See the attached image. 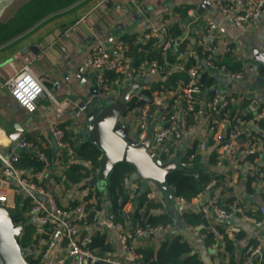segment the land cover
<instances>
[{"label": "built area", "instance_id": "1", "mask_svg": "<svg viewBox=\"0 0 264 264\" xmlns=\"http://www.w3.org/2000/svg\"><path fill=\"white\" fill-rule=\"evenodd\" d=\"M214 4L222 19L232 21L243 30L255 25L264 11V0H214ZM180 18L175 11L156 22H148L130 42L119 37L111 46L102 41L93 43L84 66L97 73V93L81 101L74 117L79 118L98 96H111L115 91L138 84L130 100L145 98L146 103L128 108L124 121L131 123L133 140L143 141L150 133L149 150L163 162L181 158L179 162L192 169L198 166V157L210 153L216 163L228 166L231 175L224 173L222 177L216 173L202 184V189L191 200L175 196L172 210L162 203L159 189L152 182H148L151 190L146 194V201L138 207L139 186L125 176L124 181L130 183L127 189L133 194L128 200L118 198L122 220L114 222V214L107 211L126 254L125 258H120L113 252L100 253L93 246L105 202L99 186L92 184L86 197L73 205H63L50 185L54 170H66L80 160L77 145L66 128L58 120L49 123L55 144L54 153L50 155L45 147L24 133L12 139L0 127V146L9 147L8 152L0 148V179L7 182V187H0V206H14L21 223L33 224L35 229L29 245L23 246L27 255L39 251L38 256L45 260L53 253L55 260L51 264H166L147 257L139 244L142 238L161 231L167 233L165 238L171 237L176 223L173 220L155 224L149 217L168 211L174 214V219H180L177 215L183 210H195L203 219L199 223H188V227L199 232L202 240L212 236L209 248L214 254V264H219L222 260L218 254L236 230L230 226L222 230L219 224L239 217L255 228L264 226V204H247L239 195L226 202L223 192L235 190L237 179L242 178L254 189L250 196L264 200V99L251 113L247 110L249 91H234L222 85L223 81H242L244 70L233 68L240 62L239 46L224 37L218 18H208L203 27L196 28L195 34L182 29ZM133 48L144 55L139 62L132 53ZM151 51L160 54L161 60L150 58ZM173 74L177 75L175 79L171 78ZM205 74L213 78L212 83L204 81ZM7 87L28 112L37 109L40 98L54 99L29 65H24L11 77ZM147 91L151 92L150 96L144 93ZM23 151L32 153L41 168L32 169L28 174L19 169L16 164ZM17 198L22 201L19 209ZM149 201H157L159 205L149 204ZM176 204H181L182 210H177ZM136 215L135 223L132 219ZM23 234L24 231L19 240ZM30 246L35 249L34 253ZM0 264H4L1 256ZM243 264H264L263 247L248 245L243 253Z\"/></svg>", "mask_w": 264, "mask_h": 264}, {"label": "crops", "instance_id": "2", "mask_svg": "<svg viewBox=\"0 0 264 264\" xmlns=\"http://www.w3.org/2000/svg\"><path fill=\"white\" fill-rule=\"evenodd\" d=\"M10 7L3 15L4 17L8 14L10 19L1 21L0 36H2L1 32H5L6 27L12 23L14 10L11 11L12 5ZM178 9L186 13L184 18L179 13L182 29L184 27L192 34H195L196 28L203 27L208 18L216 17L221 21V32L224 37L239 46L241 69L244 70L242 81H223L222 85L234 91H249L247 110L251 113L255 111L264 99V78L259 70V66L264 63V11L255 25L243 30L217 14L214 0H76L41 17L23 31L0 41V127L9 132V122L13 119L17 120L24 128L25 136L45 147L50 155H53L55 149L53 138L49 133V123L52 120H58L66 128L68 136L77 146L88 144L83 131L91 121L90 112H83L79 118H75L74 111L83 99L92 93H97V73L87 70L84 66V60L92 44L102 41L111 46L113 40L119 37L130 39L135 33L144 30L148 22H156L162 16ZM189 26H192V29L189 30ZM24 65L31 67L54 98L53 100L48 97L40 98L34 112L26 111L12 97L7 87L8 80ZM122 91V89L115 91L112 95L119 96ZM0 148L7 152L9 150L8 146H0ZM24 153L26 152H22V158ZM211 156L210 153H205L202 157H198L197 167L205 169L212 176L216 173L222 177L224 173L230 176L228 166L216 163ZM76 163H82L87 168L95 170H98L101 164L95 167L85 159H80ZM18 168L27 174L33 172L32 169L35 170L34 167ZM95 170L91 175L92 182L88 185L86 179H82L80 183L66 182L64 175L67 169L60 172L54 170L49 182L63 205H73L86 197L89 187L95 184ZM83 172L85 173V170ZM129 179L140 187L137 179H132L131 176ZM125 184L130 186V183L125 182ZM98 186L100 195L105 199L106 184ZM0 187H7V182L0 179ZM252 191H254L252 186L242 178H238L235 190L223 192L226 202L239 195L247 204H264L263 199L256 200L250 196ZM130 192L133 194L132 191ZM158 195L162 203L167 204L159 192ZM102 211L96 230L100 229L105 233L106 241L112 246L114 254L125 258L126 254L114 228V222L108 217L110 209L106 201ZM194 212L197 213L195 210ZM182 213L179 215L175 213L180 219H173L176 227L171 236H180L183 241H187L204 264H214V254L209 248L211 243L208 242V237L202 240L199 232L191 230L188 227L189 222L182 219ZM227 226L236 230L227 238L225 248L218 254L222 262L243 264V253L251 244L260 245L264 249V226L255 228L249 222L234 217L219 224L218 227L223 230ZM166 236L167 233L161 231L142 238L140 249L156 250ZM29 248L33 253L35 252L33 246ZM38 255L39 251L34 253V257ZM54 260L53 253L45 260L40 259L42 264H51Z\"/></svg>", "mask_w": 264, "mask_h": 264}, {"label": "trees", "instance_id": "3", "mask_svg": "<svg viewBox=\"0 0 264 264\" xmlns=\"http://www.w3.org/2000/svg\"><path fill=\"white\" fill-rule=\"evenodd\" d=\"M75 1L76 0H17L15 3L12 4L13 6L11 11L14 10L12 12L13 16L11 18L12 23L9 25V27H6L5 32H1L2 36H0V41L23 31L24 29L28 28L30 25H32L34 22H36L41 17L47 15L48 13L63 8ZM178 11L183 18L186 16L185 11L183 12L181 11V9H178ZM8 16V14H5L4 17L2 16L4 19L2 18L0 20V26L2 24L1 21L6 20V18L8 20L10 19V17ZM175 32L176 34H179L180 31L176 30ZM127 40L130 42L132 40V37ZM132 53L134 54L137 62L144 58V55L138 52L136 48H133ZM149 57L161 60L160 54L155 51H151ZM233 68L240 70L241 63L239 62L238 64L233 65ZM176 77L177 75L173 74L171 78L175 79ZM203 78L207 84L213 82V78L208 77L207 74H205ZM144 93H146L147 96H150L151 94L150 91ZM145 103V98H133L129 101L128 108H130L131 110L136 107H141ZM76 148L80 159L90 161L94 164L95 167L101 163L103 152L97 145L88 142V144L77 146ZM16 165L20 168H41V163L36 160L32 153L29 152L24 153L23 158H21ZM83 170H85V173L83 172ZM94 170V168H87L82 163H73L67 168V171L64 175L65 181L70 183H80L82 182V179H86V185H88V183L92 182V180L90 181V179ZM133 170L134 166L131 163L121 161L114 165L112 171L110 172L107 178V196L105 197V201L110 211L114 214V222L122 220L121 215L118 212V198L121 196L124 200H128L131 196V192L127 189V186L125 182H123V180L125 176L130 177ZM211 178L212 174L210 172H207L203 168L194 167L192 169L189 167H184L177 168L171 171L168 174L167 180L169 185L171 186V189H173L172 192L174 197L184 196L188 200H191L202 189V184L208 182ZM137 181L140 183V187L136 192V198L138 199L137 206L139 207L146 201V194L151 189L149 186H146V188L142 191L144 183L140 179H137ZM99 193L101 194L100 191ZM20 203H22V201L17 198L16 204L18 206V209ZM148 203L159 205L157 201H149ZM24 205H26V203H23V206ZM19 211L21 213V210ZM173 216L174 214H169V212L166 211L158 216H150L149 219L155 224L166 223L169 221H173ZM182 219L189 223H199L202 221L203 218L199 213L183 211ZM14 220L15 222H20V215H18V217H16ZM132 221L135 223L138 221L137 215L133 217ZM34 229L35 228L33 224H28V226L24 230L23 238H21L20 240L22 246L28 247L31 234L33 233ZM207 240L209 243H212V236L208 235ZM228 241L230 240L228 239ZM93 246L97 247L100 253H107L113 251L112 246L106 241L105 233H102L100 229L96 230ZM143 252L147 257H154L157 261L165 262L167 264H204L203 260L199 257V255L194 252L193 247L187 241H183L180 236L168 237L156 250H154V248H148L143 249ZM27 259L30 264H41V258L34 257V254H30ZM219 264L231 263H225L221 261Z\"/></svg>", "mask_w": 264, "mask_h": 264}, {"label": "water", "instance_id": "4", "mask_svg": "<svg viewBox=\"0 0 264 264\" xmlns=\"http://www.w3.org/2000/svg\"><path fill=\"white\" fill-rule=\"evenodd\" d=\"M15 0H0V19ZM264 78V63L259 66ZM138 84H131L123 89L119 96H98L85 112H90L91 121L84 128L83 134L88 142L97 145L103 152L100 168L96 171L94 183L104 185L114 165L126 161L134 166L132 179L143 181V189L148 182L154 183L160 195L165 199L169 210L174 207V195L168 183V174L184 168L179 161L163 162L158 155L149 150L151 134L143 141H135L130 136L131 123L122 121L128 111V103ZM140 94V93H139ZM9 135L17 139L23 135L24 128L15 119L9 122ZM82 143V142H81ZM177 210L182 209L176 204ZM176 213V212H175ZM19 213L14 206H0V256L4 264H30L27 251L20 243V234L28 226L27 222H15Z\"/></svg>", "mask_w": 264, "mask_h": 264}, {"label": "rangeland", "instance_id": "5", "mask_svg": "<svg viewBox=\"0 0 264 264\" xmlns=\"http://www.w3.org/2000/svg\"><path fill=\"white\" fill-rule=\"evenodd\" d=\"M16 1H17V0H15L13 3H15ZM13 3H12V4H13ZM12 6H13V5H12ZM10 8H11V7H10ZM8 10H9V9H8ZM0 20H1V19H0ZM126 118H127V116H125V115L122 116V121L124 122V121L126 120Z\"/></svg>", "mask_w": 264, "mask_h": 264}]
</instances>
